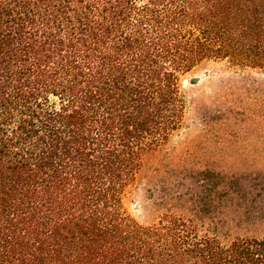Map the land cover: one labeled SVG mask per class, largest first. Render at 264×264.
Returning a JSON list of instances; mask_svg holds the SVG:
<instances>
[{"label": "trees", "instance_id": "1", "mask_svg": "<svg viewBox=\"0 0 264 264\" xmlns=\"http://www.w3.org/2000/svg\"><path fill=\"white\" fill-rule=\"evenodd\" d=\"M223 58L264 67V0H0V264H264V159L123 205Z\"/></svg>", "mask_w": 264, "mask_h": 264}, {"label": "rangeland", "instance_id": "2", "mask_svg": "<svg viewBox=\"0 0 264 264\" xmlns=\"http://www.w3.org/2000/svg\"><path fill=\"white\" fill-rule=\"evenodd\" d=\"M179 84L182 123L145 156L123 198L126 212L141 224L156 222L165 212L162 188L173 179L209 171L256 172L264 159V67L204 59L182 73Z\"/></svg>", "mask_w": 264, "mask_h": 264}]
</instances>
